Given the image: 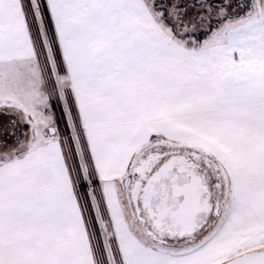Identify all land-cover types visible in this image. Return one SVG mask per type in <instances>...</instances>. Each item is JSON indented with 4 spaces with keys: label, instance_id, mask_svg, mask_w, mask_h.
<instances>
[{
    "label": "snow or ice",
    "instance_id": "obj_1",
    "mask_svg": "<svg viewBox=\"0 0 264 264\" xmlns=\"http://www.w3.org/2000/svg\"><path fill=\"white\" fill-rule=\"evenodd\" d=\"M0 264H264V0H0Z\"/></svg>",
    "mask_w": 264,
    "mask_h": 264
}]
</instances>
